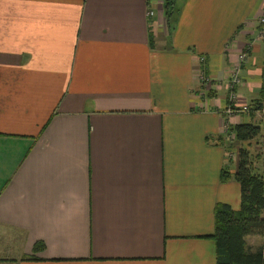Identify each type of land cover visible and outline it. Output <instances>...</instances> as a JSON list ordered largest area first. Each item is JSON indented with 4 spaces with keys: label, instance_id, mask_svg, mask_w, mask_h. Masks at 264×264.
Instances as JSON below:
<instances>
[{
    "label": "crops",
    "instance_id": "1",
    "mask_svg": "<svg viewBox=\"0 0 264 264\" xmlns=\"http://www.w3.org/2000/svg\"><path fill=\"white\" fill-rule=\"evenodd\" d=\"M178 7L0 0V264H217L215 206L241 207L221 111L245 50L264 116V0Z\"/></svg>",
    "mask_w": 264,
    "mask_h": 264
},
{
    "label": "trees",
    "instance_id": "2",
    "mask_svg": "<svg viewBox=\"0 0 264 264\" xmlns=\"http://www.w3.org/2000/svg\"><path fill=\"white\" fill-rule=\"evenodd\" d=\"M179 0H163V11L173 26L179 11ZM262 110L259 102L250 104V121L231 125V131L236 134V142L248 141L261 133L263 121L254 117L256 111ZM225 134L219 137L220 142L227 143L228 149L235 146L234 141H227ZM238 163L235 172L224 167L221 173L222 181L235 178L241 186V207L234 210L231 205L219 202L215 206V231L209 237L216 244L217 264H264V244L257 250L248 249L247 236L260 235L264 237V175L254 168L251 154L246 146L237 150ZM42 243L36 244L35 251L42 250Z\"/></svg>",
    "mask_w": 264,
    "mask_h": 264
},
{
    "label": "rangeland",
    "instance_id": "3",
    "mask_svg": "<svg viewBox=\"0 0 264 264\" xmlns=\"http://www.w3.org/2000/svg\"><path fill=\"white\" fill-rule=\"evenodd\" d=\"M238 114H241V113H238ZM242 114L246 115L247 117L250 116L249 111L248 112L245 111ZM259 117H261V120L263 121V124L261 127V133L256 138L252 139L250 142H248V141L236 142V139H235L236 137L234 138L232 135L227 137V135H225L226 140L229 142L234 141L235 146H236V147H233L231 149H228V148H226L227 143L225 144V141H224L225 148H226V154H227V166H230V164H231V165H235V168H236L237 163H238L237 150L242 145V146H246L248 148V150L251 154L252 160H253L254 168H256L257 171L263 173V175H264V118H263L264 116L262 117V115L260 114ZM258 120H259V118L256 120L259 123ZM230 130H231V127H230ZM247 244H248V249L255 251L261 245L264 244V237L260 236V235L247 236ZM33 258H35V257H33ZM13 259L14 258H12V260ZM7 261H10V260H7Z\"/></svg>",
    "mask_w": 264,
    "mask_h": 264
},
{
    "label": "built area",
    "instance_id": "4",
    "mask_svg": "<svg viewBox=\"0 0 264 264\" xmlns=\"http://www.w3.org/2000/svg\"><path fill=\"white\" fill-rule=\"evenodd\" d=\"M259 23L264 26V11L259 17ZM261 32H263V30H261ZM247 56L248 54L245 50H242L241 53H239L237 62L233 65L232 72L226 83V87L228 88L227 104L221 112L225 117V122L222 131L225 135H227V137L230 135H232L234 138L236 137V134L230 130L231 124L229 118L235 114L250 111V104L242 105L238 103L239 97L237 91L238 86L242 82L240 71L243 66V63L247 59ZM208 79L209 77L205 78V81H207Z\"/></svg>",
    "mask_w": 264,
    "mask_h": 264
}]
</instances>
